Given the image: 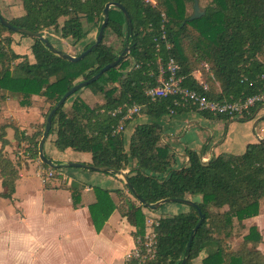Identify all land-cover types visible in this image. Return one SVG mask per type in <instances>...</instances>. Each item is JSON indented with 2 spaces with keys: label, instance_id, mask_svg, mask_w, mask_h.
<instances>
[{
  "label": "trees",
  "instance_id": "trees-1",
  "mask_svg": "<svg viewBox=\"0 0 264 264\" xmlns=\"http://www.w3.org/2000/svg\"><path fill=\"white\" fill-rule=\"evenodd\" d=\"M21 1L23 15L6 18L12 25L43 33L58 25L63 16L59 34L72 39L74 44L88 32L83 21L91 24L96 36L107 2L121 3L130 16L132 31L128 32L122 11L114 6L108 10L104 32L106 29L113 32L121 39L123 48L129 46V51L117 65L89 84L102 92L103 101L89 105L78 94L83 88L70 95L52 115L49 133L53 130L55 138L51 141L59 149L88 152L93 165L128 169L131 184L148 203L189 197L197 203L204 219L186 250L199 219L196 209L189 206L187 212L159 216L153 227L154 255L143 261L127 257L124 264H180L186 254L185 264H194L202 252V264H264V254L259 248L264 242L263 235L256 224L246 229L244 224L246 219L258 214L259 202L264 198V140L247 143L242 153H219L207 161H202L195 150L185 148L187 162L178 166L175 152L162 141L158 120L168 115L169 108L175 114L195 109L175 104L173 96L151 100L144 93L148 85L154 84L156 59L168 54L179 65L182 84L209 99L245 98L264 91V0H204L200 8L204 13L194 19L190 18L194 0ZM201 1L198 0L199 5ZM162 30L171 43L170 50L162 42L157 49L154 38H159ZM12 32L0 24V101L13 99L21 105H30L36 97L42 99L46 110L31 132L9 121L0 122V179L5 188L0 197L4 198H11L15 190L21 162L38 158V141L54 104L73 84L94 75L123 49L118 51L104 43L103 34L97 47L81 60L71 62L33 38L30 48L38 60L31 63L24 54L11 48ZM92 42L88 41L82 50ZM202 63L208 68L204 69ZM198 68L206 88L192 74ZM108 84L112 85L107 87ZM68 102L70 108L66 110ZM132 103L140 104V114L152 120L136 123L126 145L123 132L112 134L122 115H111V111ZM259 106L255 104L239 115V120L251 119ZM130 120H124V124ZM8 125L14 129L13 146L6 133ZM51 169L53 177H60L61 169ZM122 183L121 189L94 185L95 201L89 204V212L95 230L99 231L117 210L134 227L131 235L137 244V237L142 238L146 229L145 207L131 198L127 184ZM60 186L67 187L73 204H78L82 184L76 179L69 183L62 179ZM111 192L115 193L117 203ZM236 225L240 235L234 232ZM234 238H238L235 246Z\"/></svg>",
  "mask_w": 264,
  "mask_h": 264
},
{
  "label": "crops",
  "instance_id": "crops-1",
  "mask_svg": "<svg viewBox=\"0 0 264 264\" xmlns=\"http://www.w3.org/2000/svg\"><path fill=\"white\" fill-rule=\"evenodd\" d=\"M197 72H193L194 78L207 87L200 71ZM138 117L148 119L144 114L135 118ZM163 124L162 141L175 152L179 166L187 162L185 148L209 159L224 152L242 153L247 143L264 140V106L260 105L251 119L243 121L236 116L222 118L188 110L169 117ZM7 137L15 145L13 137ZM56 160L65 161L61 157ZM23 166L21 162L18 179L24 177ZM79 173L78 178L68 177L69 182L76 179L82 184L76 205L67 187L32 188L18 183V179L11 198L0 197V264L8 254L12 255L11 264H124L134 247L131 235L134 227L121 215L116 220L113 215L117 210H114L102 229L96 231L88 207L95 201L94 185L121 189L122 179L116 175L113 179L105 178L95 171ZM4 190L0 179V193ZM114 194L110 195L117 203ZM171 211V214L176 212ZM260 216L258 213L254 219L260 220Z\"/></svg>",
  "mask_w": 264,
  "mask_h": 264
},
{
  "label": "rangeland",
  "instance_id": "rangeland-1",
  "mask_svg": "<svg viewBox=\"0 0 264 264\" xmlns=\"http://www.w3.org/2000/svg\"><path fill=\"white\" fill-rule=\"evenodd\" d=\"M152 2L151 0H148ZM154 2V1H153ZM152 2V3H153ZM205 4V1L202 0L201 4L199 5L200 8ZM188 12L191 11L190 5H187ZM0 11L1 14L5 17L11 18V16H20L24 13L23 5L21 0H0ZM64 17L61 16L58 21V25L52 26L48 29L43 31V34L48 38L50 43L56 47L59 50L68 52L70 54L76 55L79 51L82 50L83 46L88 42L92 41L95 38V29H91V24L87 23L86 21H83V26L84 29L87 30L88 32L75 44L73 43V40L70 38H62L59 34V25L63 22ZM12 36V41H11V48L20 53L24 54L25 57L29 62H36L38 60V57L34 55L31 51V44L33 42V38L13 31L11 33ZM103 42L106 44L112 45L116 50H121L123 48L122 41L120 38H118L113 32H111L109 29H106L104 32V38ZM204 69H207L206 67L203 66ZM197 70L200 71L201 69H196L193 72L195 74H198ZM112 84H108L107 87H110ZM106 87V88H107ZM80 93L82 99H84L89 105H94L95 103H101L103 101V95L102 92L97 89L96 87L93 86H85L82 90L78 92ZM79 95V96H80ZM42 99L34 97L33 100L31 101L30 105H21L19 104L18 100H10V99H3L0 101V122H11L12 124L17 125L18 128H23L27 132H31L33 130V126L37 125V122H40L42 120V114L46 110V106L42 105ZM66 110L70 108V102H68L66 105ZM39 114H40V119H39ZM139 115H135L133 119H131L126 125L123 132L124 136V142L127 145L129 135L134 127V125L137 122H149L152 120V118L145 119L138 117L135 118ZM176 114H168V115H163L159 120L158 123L161 126H164L163 122L168 121L169 117H173ZM145 116V115H144ZM147 117V116H146ZM145 117V118H146ZM135 118V119H134ZM225 118V117H223ZM237 119H239L238 116H236ZM13 127L11 125H8L6 127V133L7 136L13 137ZM53 138H55V132L52 130L48 134V138L45 141V146H44V153L46 155H49L50 157H53L54 160H56L58 157H61V159H64L65 161H74V162H82V163H90L91 158L90 154L88 152H77L74 151L70 148H65V149H59L55 146L53 141H51ZM244 151V150H243ZM18 153L22 155V151L19 150ZM23 160V159H21ZM29 160V161H27ZM23 160L24 166L25 167L23 173L24 177H21L18 179V183L22 185H28L32 188H54L56 186H60V182L62 179H66L67 182H69V178H78L79 172H87L86 174H89L86 169L82 168H77V167H67V168H62L61 171L58 173L60 174V177H53L50 176L47 178L45 182H42L41 177L36 173L40 169L41 171L48 172L47 169L49 167H43L42 164L40 165L39 158L36 159H27ZM52 170V169H51ZM82 170V171H81ZM64 172V173H63ZM96 172V171H95ZM94 173V172H93ZM100 174V176H103L105 178H112V175L106 174L103 172H97V174ZM53 174V173H52ZM28 178V179H27ZM72 180V179H71ZM70 180V181H71ZM111 187H114L112 185ZM114 194V192H113ZM115 195V194H114ZM131 198H134L133 196ZM189 198V197H187ZM135 199V198H134ZM118 200V199H117ZM137 201V200H136ZM138 202V201H137ZM170 209V210H169ZM171 210L176 211L174 213H179V212H187L190 210L189 205L180 203V202H167L163 204L159 209L155 211L148 210L147 208H144V214L146 217V223L149 225L150 222L156 221V219L164 214H171ZM259 210L258 213L261 214V219L260 220H255L254 217L246 219L244 221L245 224V229L250 225L256 222V224L260 227L261 232L263 234L264 238V198H262L259 202ZM258 215V214H257ZM113 217L118 220L121 218L120 214L118 211H116L113 215ZM149 226H146V231L149 230ZM244 229V230H245ZM235 233H238L240 235V230L238 229L237 225L235 226ZM243 232V231H242ZM241 232V233H242ZM238 242V238H234L232 240V244L235 246ZM260 251L264 254V243L261 244L260 246ZM202 255L204 252L201 253ZM4 260V263L2 262L1 264H11L12 263V255L8 254L2 258ZM195 264H202L200 259L195 260Z\"/></svg>",
  "mask_w": 264,
  "mask_h": 264
},
{
  "label": "built area",
  "instance_id": "built-area-1",
  "mask_svg": "<svg viewBox=\"0 0 264 264\" xmlns=\"http://www.w3.org/2000/svg\"><path fill=\"white\" fill-rule=\"evenodd\" d=\"M151 1L153 2V0ZM162 17L165 18L164 13H162ZM154 40L156 42L157 49H159V44L161 42L167 50L171 49V43L167 39V34L164 30L161 31L160 37L154 38ZM155 63L157 66V74L154 84L148 85L144 89L145 95L151 100L160 97L173 96L175 104H186L197 111L206 112L213 116H239L244 112H247L255 104L264 106V91H260L245 98L229 100L209 99L196 90L182 84L183 77L178 73L179 65L172 55L168 54L165 58L160 56L156 59ZM203 66L208 68L206 63H203ZM203 88H206V86L203 85ZM140 111L141 105L137 103H132L128 106H118L114 108L111 111V115L121 114L122 117L119 120L118 124L113 128L112 134L122 132L125 128L124 120L133 119L135 115L140 114ZM168 114H175L174 109L169 108ZM201 160L205 161L206 158L201 157ZM47 171L48 172L46 173L39 169L37 172L43 182H45L48 177L52 176L53 171L51 170V168H48ZM156 224V221L150 222L149 225L146 223V226L150 227L149 230L146 231L145 229V233L142 238L137 237V244L134 243V247L129 252L127 257H135L139 261H143L145 259L151 258L154 255L155 232L153 227Z\"/></svg>",
  "mask_w": 264,
  "mask_h": 264
},
{
  "label": "water",
  "instance_id": "water-1",
  "mask_svg": "<svg viewBox=\"0 0 264 264\" xmlns=\"http://www.w3.org/2000/svg\"><path fill=\"white\" fill-rule=\"evenodd\" d=\"M111 6H114V7L118 8L119 10L122 11V13L125 17V23L127 26V31L128 32L132 31L131 19H130V16H129L127 10L124 8V6L121 3H118L115 1L107 2L103 8L102 20L100 21L99 28H98V31H97L95 38L93 39V42L86 49L80 51L76 55H73V54H70L68 52L57 49L56 47H54L50 43L48 38L43 33L39 32V31H32V30L26 29L24 27L12 25L1 13H0V24L2 26L12 30V31L25 34L31 38H34V39H39L44 44V46L47 49H49L52 53H54L55 55L59 56L62 59H66V60L71 61V62H76V61L81 60L86 54H88L93 48L97 47L100 44V42L102 41L104 29H105L107 21H108V10ZM203 13H204V11L202 9H200V6L198 4V0H194L193 1V13L190 16V18L191 19L198 18ZM128 51H129V46L125 45L124 48L121 50V52L117 55V57L113 61L109 62L108 64H106L105 66L100 68L94 75H92L88 79H82V80L76 82L75 84H73L68 90H66L62 94V96L54 104V106L51 108V110L48 112V114L45 118L44 128H43V131H42V134H41V137L38 141V146H37L38 158H39L41 163H43V164L47 165L49 168H53V169L77 167V168H82V169H86L89 171L113 173L117 177L121 178L124 183L127 184L132 196L140 204H142L145 208H147L148 210H151V211H155V210L159 209L163 204H165L167 202H180V203H184V204H187L189 206L194 207L199 214V219H198L196 225L194 226V228L192 229L191 234H190L189 239H188V242L186 244V250H189L190 244H191V241L193 238V234L197 230V228L201 225V223L204 219V216H203L200 208L198 207V205L195 201L191 200L190 198H164V199L158 200L154 203H148L141 197V195L135 190V188L131 184V182L128 178V172H129L128 169H125V170L115 169V168L108 167V166H97V165H93L91 163H82V162H74V161H57V160H54L52 158L47 157L44 153L43 145H44V143L48 137V134H49V131L51 128V118H52V115L54 114V112L58 109V107L60 105H62L65 102V100L70 95L75 93L77 90L84 88L85 86L96 81L103 72H105L106 70L117 65L123 59L124 55L126 53H128ZM259 140H262V139H259ZM207 160L208 159H206L205 161H207ZM54 161L59 162V163H55ZM186 261H187V254L184 255L180 264H185Z\"/></svg>",
  "mask_w": 264,
  "mask_h": 264
}]
</instances>
